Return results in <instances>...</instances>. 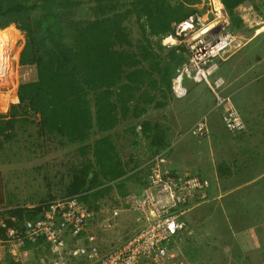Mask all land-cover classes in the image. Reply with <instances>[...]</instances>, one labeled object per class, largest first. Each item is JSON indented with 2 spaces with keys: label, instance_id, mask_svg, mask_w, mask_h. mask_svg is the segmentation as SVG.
<instances>
[{
  "label": "trees",
  "instance_id": "16d2710c",
  "mask_svg": "<svg viewBox=\"0 0 264 264\" xmlns=\"http://www.w3.org/2000/svg\"><path fill=\"white\" fill-rule=\"evenodd\" d=\"M201 1L94 0L89 9L96 17L84 24L72 19L82 0H0V29L15 24L25 33L20 65L36 70L33 79L21 81L20 102L11 105L9 115H0V155L16 138L17 123L22 127L34 120L32 115H39L41 135L66 137L80 144L83 156L90 153L81 166L69 172L70 179L63 187L65 196L77 195L99 212L101 199L115 187L122 196L143 192L149 183V168L133 152L124 160L116 144L120 134L109 131L127 120H141L124 128L133 146L143 145L148 160L170 151L171 125L147 115L168 105L172 78L186 52L179 46H164L162 38L173 31L174 22L195 12L194 6ZM222 1L234 19L235 8L246 0ZM133 16L141 32L136 41L125 23ZM163 49H167L164 57L158 51ZM100 133L104 135L87 142L91 135ZM169 168L174 173L184 172L174 164ZM228 171L231 169L224 165L219 168L227 176L231 174ZM191 174L208 179L212 186L210 175ZM134 181L139 182L135 190L128 189L127 183ZM208 198L202 203H208ZM46 202L48 199L41 198L32 205L20 204L11 197L1 205L4 216H10L9 224L24 233L20 236L26 240V250L31 251L26 261L43 256L48 263L53 256L49 242L44 238L31 242L24 225L25 220L40 216Z\"/></svg>",
  "mask_w": 264,
  "mask_h": 264
},
{
  "label": "rangeland",
  "instance_id": "374dc122",
  "mask_svg": "<svg viewBox=\"0 0 264 264\" xmlns=\"http://www.w3.org/2000/svg\"><path fill=\"white\" fill-rule=\"evenodd\" d=\"M94 3V0H82L77 16L72 19L84 24L94 20L96 15L89 9ZM35 13L37 15L39 11ZM263 18L264 15L259 12L256 20ZM252 21L255 22L253 17ZM125 23L131 27L133 40L140 39V25L135 16L127 19ZM15 26L18 28L17 25ZM255 27L257 25L253 28L246 27L239 32L241 35L238 39H242L243 44L236 51L237 55L232 56L227 63H231L233 57L236 59V57L246 54L249 58L247 64L253 67L260 57L264 58V32L250 41ZM25 41V33L20 30L19 37L8 52L11 55L8 56V59L11 58L9 63L12 64V76L7 78L6 82H0V95L7 94L9 101L4 109L0 107V115H9L12 105L10 103L15 105L20 101V94L18 100L16 91L21 81L31 80L36 75L34 67L20 65V53L24 48ZM164 50L167 49L158 50L163 57L166 53ZM244 59L246 60V58ZM245 60L242 62L243 64ZM225 62H223V66ZM261 70L264 71V61L261 64ZM260 74L263 73L260 72ZM249 80L251 78L246 77L245 80H242V84H252ZM258 80L259 82H256L254 87L245 86L241 88V93L237 97L235 95L237 102L235 104L242 115L248 119L250 117L247 107H252L257 112H264V77H260ZM187 86L189 87L187 96L183 98L169 97L168 105L165 108L153 109L147 117L159 118L162 122L171 125L170 136L175 135L176 138L175 142L172 140L174 143L171 154L168 153V158L165 155L168 163L170 161L179 170L187 169V172L206 174L208 178L210 175L213 180L217 176L216 164L219 165L221 162V158L217 156L223 152L214 156L215 143L208 140L210 136H214L210 134L209 137L199 139L193 136L189 129H186V124L192 122L196 117L203 118L208 115L206 121L219 127V138L222 137L226 141L228 134L235 136L240 134L230 133L226 129L221 116L224 106L216 108L214 95L205 83L196 84L187 80ZM227 87L230 91L231 84ZM31 118L34 119V122L28 124L25 122L22 127H20V123H17L16 138L11 142L12 145L8 144L0 155V198H2L0 209L7 204L11 197L20 204L32 205L49 194L65 196L63 187L70 179L69 172L72 168L81 166L87 156H90L89 152L83 156L80 144L69 142L66 137L41 135L37 123L40 116L32 115ZM140 121L127 120L109 132L120 134L116 139V144L124 160L127 161L130 153L133 152L135 156H138L136 158H139L144 164L147 161L146 154L148 156V153L143 145L134 147L129 133L124 130L127 125ZM255 121L256 119L251 121L250 129L256 133L258 130L253 126ZM103 135V133L93 134L87 142L92 143ZM180 137H182V141L179 147L176 140ZM235 151L238 149L236 148ZM248 154L244 152L240 158L245 161ZM203 158L206 166H209L212 161L211 169L201 164ZM246 170L248 169L246 168ZM238 171L241 174L227 177L228 189L222 193L225 195L224 198L215 201L212 208L210 207L211 201L202 203L197 208L194 206L187 214V218L189 217L187 229L181 236L180 243L183 245L187 259L192 264H264V162L260 163L256 172L251 175L246 174L244 168L243 170L240 168ZM256 173L261 177L260 179H252ZM138 183V181L129 182L127 187L135 190ZM212 183L216 184L215 179ZM247 183L249 184L245 185ZM123 201L124 196L121 195L119 188L115 187L110 194L101 199L98 217L100 224L106 217L110 218L107 223H111L113 226L103 235L109 241L114 238V241L120 244L133 236L142 225L138 215L126 203L122 204ZM115 209L119 211L117 216L114 215ZM111 245L113 244L108 242V248ZM8 258L13 259L1 248L0 264H13L7 260ZM38 258L26 261L24 257H20L19 260H13L17 262L15 264H49L45 262L43 256H38Z\"/></svg>",
  "mask_w": 264,
  "mask_h": 264
},
{
  "label": "built area",
  "instance_id": "2783aa9c",
  "mask_svg": "<svg viewBox=\"0 0 264 264\" xmlns=\"http://www.w3.org/2000/svg\"><path fill=\"white\" fill-rule=\"evenodd\" d=\"M242 7L243 22L252 27L251 16L256 12ZM195 8L186 19L173 25L174 35L164 40L168 45L182 46L188 58L173 79V94L186 96L187 80L205 83L214 94L217 108L224 106L221 115L225 127L230 132H241L245 129L242 114L232 95L224 92L226 79L218 73L221 62L243 44L242 39L238 40L241 33L222 0H202ZM193 133L205 136L206 122L200 121ZM151 162L148 185L143 192L126 197L142 225L121 244L103 235L104 229L112 226L105 223L109 218L99 224V214L78 196L46 202L38 218L25 220L27 237L31 242L42 238L49 242L53 254L48 258L49 264H192L182 253L180 239L187 229L189 210L207 198L210 182L187 171L172 172L165 153ZM4 210L0 209V249L14 260L26 259L31 251L25 248L26 240L20 236L23 232L17 225L9 224L10 216H4ZM114 215H119V211L115 210ZM108 242L113 244L109 248Z\"/></svg>",
  "mask_w": 264,
  "mask_h": 264
},
{
  "label": "crops",
  "instance_id": "0c3cea01",
  "mask_svg": "<svg viewBox=\"0 0 264 264\" xmlns=\"http://www.w3.org/2000/svg\"><path fill=\"white\" fill-rule=\"evenodd\" d=\"M249 2H251V3H249ZM242 6H247V7L252 8L253 11H255L257 14L258 10L264 11V0H246L243 3L239 4L235 8L237 16L234 19H232V21L234 23V27L236 28V30L238 32H241V31H243L244 28L249 27L248 24L243 22L244 19L241 17L240 9L243 8ZM251 15L252 14H250V16ZM236 55H237L236 52L233 53L227 60H225L226 62L224 64V66L222 65V67H221V73L225 77H227L228 86L231 84L230 91L227 89V92L232 94L235 102H236L237 95L241 93V88H243L245 86L254 87V84L256 82H259L258 79L260 77H264V71L261 70V64L264 61V58L260 57L258 59V61L255 63V65L253 67H251L247 64V61L249 59L248 55L242 54V55L236 57V59H235L234 57ZM232 56H234L232 58L233 60H231L232 62L227 63ZM244 58H246V60ZM244 60H245V62L243 64L242 62ZM238 66H240V67H238ZM244 67H245V69H244ZM260 72H262L263 74H260ZM246 77L251 78V80H249V82L252 84H242L243 83L242 80H245ZM229 78H231V79L229 80ZM229 81H230V84H229ZM260 94L261 93L259 92V96H260ZM235 95H236V97H235ZM263 96H264V94H263ZM236 104H237V102H236ZM7 105H8V103H7ZM174 107L176 108L175 105H174ZM1 109H4V108H1ZM247 109L249 112L248 116L250 117V119L245 118V116L243 115L245 122H246V125H247L246 131L243 134L237 135V136L232 135V134H228V140H226V141L223 140L222 137L219 138V136H218L219 127L214 123L211 124L208 122V128H209V131L211 132L210 134L214 136V137L210 136L208 138V140L211 143H215V146H216L214 148L213 154H214V156L215 155L217 156L218 153L223 152L222 154L220 153L221 155L217 156V157L221 158V162H219V165L216 164L215 172H216L217 176H215V178H214L216 184L212 183V186L209 189L208 201L215 202L218 199L225 197V195H223L222 193H223V191L228 189V185H227L228 178L227 177L232 176L234 174H238V173L241 174V172H239L238 169L242 168V170H243V168H244L245 173L251 175V173L256 172V169L260 166V163L264 162V112L263 113L257 112L252 107H247ZM207 116H204V117L207 118ZM201 119L202 118H200V117H196L192 122H189L186 124L187 125L186 129L191 130L192 128L195 127V125ZM253 119H256V121L253 124V126H255L258 130L256 133L250 129V124H251V121H253ZM171 136H170L171 141L172 140L174 141L176 138L175 135H171ZM181 138L182 137H180V139ZM217 138L220 140H218ZM180 139L178 138L176 140L179 147H180V143L182 141V139L181 140ZM174 142H172V145ZM257 147H259V148H257ZM236 148L238 149V151H235ZM172 150H173V146L169 152L167 151V153H165L167 158H168V153L171 154ZM244 152L249 153L247 155L248 158L245 161L242 160L243 158L242 159L240 158V156ZM187 163H189V162H187ZM168 164L171 165V162L169 161ZM201 164L204 167H206V168L209 167V169H211L212 161L209 163V166H206L204 158H203V162ZM223 165L226 167H229L231 169V172L228 171V173H231L228 176L219 172L220 166H223ZM246 168L248 170H246ZM184 171H187V169ZM260 178L261 177L257 173L254 174L252 177V179H260ZM248 184L249 183H247L245 185H248ZM51 196L56 198L59 195H55V194L50 195L49 194V196L45 197L44 199L49 200V199H51ZM54 198H52V199H54ZM197 207H199V206H197ZM197 207H195V208H197Z\"/></svg>",
  "mask_w": 264,
  "mask_h": 264
},
{
  "label": "clouds",
  "instance_id": "9594fccd",
  "mask_svg": "<svg viewBox=\"0 0 264 264\" xmlns=\"http://www.w3.org/2000/svg\"><path fill=\"white\" fill-rule=\"evenodd\" d=\"M195 7V6H194ZM259 12H261V14H263L264 15V11H260V10H258L257 11V13L258 14H253L252 16H251V22H252V17L255 19V22H253V26H252V28L254 27V26H256L257 25V27H255L254 28V32H253V36L251 37V40L253 39V38H255V37H257V36H259V34H258V32L257 31H259L260 30V28H264V18L263 19H261V20H256V17L257 16H259ZM187 18V17H186ZM185 18V19H186ZM184 20V19H183ZM182 21V20H181ZM178 22H180V21H178ZM178 22H174L173 23V25L175 24V23H178ZM263 22V23H262ZM250 24V23H249ZM248 24V25H249ZM251 27V26H250ZM264 32V31H263ZM262 32V33H263ZM171 35H174V29H173V31L171 32V33H169L168 35H166V36H164L163 38H162V44L164 45V46H166V47H168V48H170V47H174V46H179L180 48H183L182 46H180V45H168V44H166V43H164V40L167 38V37H169V36H171ZM250 40V41H251ZM239 50V49H238ZM236 52V51H235ZM234 52V53H235ZM233 54V53H232ZM231 54V55H232ZM185 56H186V58H185V60L184 61H186L188 58H187V53H185L184 54ZM183 61V62H184ZM182 62V63H183ZM223 62L224 61H222L221 62V67H222V65H223ZM182 63H180L178 66H177V68H176V72H175V75H174V77L178 74V72H177V70H178V68H179V66L182 64ZM219 75H221V76H223L225 79H226V86H225V89H224V92L226 93V94H230V93H228L226 90H227V86H228V80H227V78L221 73V68H220V70H219ZM174 77L172 78V83H173V79H174ZM192 81V80H191ZM196 84H198V83H196ZM201 84V83H200ZM186 85H187V81H186ZM188 87V86H187ZM188 89H189V87H188ZM17 92H18V96H19V86L17 87ZM212 92V91H211ZM188 94H189V92H188ZM187 94V95H188ZM186 95V96H187ZM214 95V94H213ZM230 95H232V94H230ZM171 97H176L174 94H173V91H172V84H171ZM185 97V96H184ZM176 98H183V97H176ZM215 98V97H214ZM232 98H233V96H232ZM233 101H234V99H233ZM20 102V101H19ZM18 102V103H19ZM10 104H14V103H10ZM16 104H17V102H16ZM234 104H235V101H234ZM236 105V104H235ZM215 106H216V104H215ZM237 106V105H236ZM216 108H217V106H216ZM238 108V107H237ZM239 109V108H238ZM241 112V111H240ZM242 114V113H241ZM222 116V115H221ZM242 117H243V115H242ZM205 121L206 122V127H207V133H206V137H209V135H210V131H209V128H208V122L206 121V118L204 117V118H202L200 121ZM223 120V119H222ZM243 120H244V122H245V119H244V117H243ZM199 121V122H200ZM198 122V123H199ZM197 123V124H198ZM224 123V122H223ZM197 124L195 125V127L194 128H192L190 131H191V133L193 134V136H195V137H198L199 139H201V138H204L205 136H202V137H200V136H197V135H195L194 133H193V130L196 128V126H197ZM225 125V124H224ZM227 129V128H226ZM246 129H247V125H246V122H245V129L243 130V131H241V132H237V133H234V132H230L228 129V131L230 132V133H233V134H243L245 131H246ZM152 159H150V160H148L147 159V161H146V163H144L143 164V166L145 167V166H147L148 168H149V172H150V169H151V166H152ZM148 176V175H147ZM211 188V187H210ZM130 193H128L126 196H124V201L122 202V204L123 203H126L127 204V201H126V197L129 195ZM72 196H77V195H72ZM61 197H66V196H61ZM61 197H56V198H54V199H57V198H61ZM54 199H49L48 201H50V200H54ZM121 204V205H122ZM128 205V204H127ZM128 207H129V205H128ZM115 210H118V209H115ZM114 210V211H115ZM98 214H99V212L98 211H96ZM107 218H109V217H107ZM106 219V218H105ZM108 221H110V218L105 222V223H107ZM100 224V223H99ZM99 224H98V226H99ZM111 224V223H110ZM112 225V224H111ZM113 226V225H112ZM111 226V227H112ZM111 227H108L107 229H104V231H103V233L104 232H108L109 230H110V228ZM101 228H103V226H100V230L99 231H101ZM183 235V234H182ZM112 239H114V238H112ZM125 240H127V239H125ZM124 240V241H125ZM181 246H182V253H183V255L187 258V255H186V253H185V250H184V248H183V245L181 244ZM189 260V259H188Z\"/></svg>",
  "mask_w": 264,
  "mask_h": 264
},
{
  "label": "bare ground",
  "instance_id": "6f19581e",
  "mask_svg": "<svg viewBox=\"0 0 264 264\" xmlns=\"http://www.w3.org/2000/svg\"><path fill=\"white\" fill-rule=\"evenodd\" d=\"M263 31L264 28H260L258 34L260 35ZM19 35L20 30L15 25H10L4 29H0V82H6L7 78L12 76V64L9 63L11 58L8 59V56L10 55L8 52L16 42ZM7 97V94L0 95L1 108H4L7 105L9 101ZM16 97L18 98V96Z\"/></svg>",
  "mask_w": 264,
  "mask_h": 264
},
{
  "label": "water",
  "instance_id": "95a60500",
  "mask_svg": "<svg viewBox=\"0 0 264 264\" xmlns=\"http://www.w3.org/2000/svg\"><path fill=\"white\" fill-rule=\"evenodd\" d=\"M249 3H251V2H249Z\"/></svg>",
  "mask_w": 264,
  "mask_h": 264
}]
</instances>
